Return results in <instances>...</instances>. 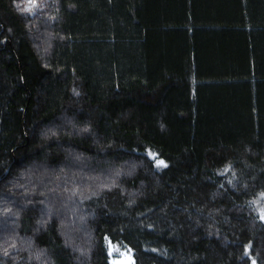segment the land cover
<instances>
[{
	"label": "trees",
	"instance_id": "trees-1",
	"mask_svg": "<svg viewBox=\"0 0 264 264\" xmlns=\"http://www.w3.org/2000/svg\"><path fill=\"white\" fill-rule=\"evenodd\" d=\"M16 3L0 0V264H111L106 240L135 264H264V0Z\"/></svg>",
	"mask_w": 264,
	"mask_h": 264
},
{
	"label": "rangeland",
	"instance_id": "rangeland-1",
	"mask_svg": "<svg viewBox=\"0 0 264 264\" xmlns=\"http://www.w3.org/2000/svg\"><path fill=\"white\" fill-rule=\"evenodd\" d=\"M77 159L74 160V162L76 161ZM76 163V162H75ZM102 177L106 178V182L105 183H102L99 186V190L100 188L103 189L104 186L108 185V187L111 186L112 183V176L111 175L113 173V169L112 168H107L106 169L104 168V170L102 171ZM22 206V205H21ZM43 210L40 212L41 216L43 217L40 221H38V223H36V227L37 229H41L43 228V225L44 223L48 220V213L49 211L47 210V206L46 205H43ZM60 212V211H59ZM54 214H57V213H54ZM60 214H62V212H60ZM58 215V214H57ZM66 215L69 216L70 215V211H67L66 212ZM80 216H78V214L76 213V218L75 220L73 219H70V216L68 218V224L72 227V228H76L77 226H83L84 222L83 221H79ZM9 220V218L5 221V222H0V228H4V231L7 229L6 227V224H7V221ZM70 220V221H69ZM68 224H66L68 226ZM68 233V232H67ZM78 234V233H77ZM82 236L83 237H86V238H89L90 237V233H85L83 234L82 233ZM106 245H107V248H108V253L111 251V256H110V262L112 260H116V261H121L122 264H131V261L129 260L128 257H126L124 255V253L127 251V249L129 248L128 246L126 245H117V244H113L110 240H106ZM31 250H32V247H30ZM45 252V251H44ZM42 252L41 253V256L40 254L36 253L33 254V257L37 256L40 260L47 257V253L45 252ZM32 254V253H31ZM131 260H134L133 259V256L131 257ZM42 262H45V261H42ZM44 264V263H43Z\"/></svg>",
	"mask_w": 264,
	"mask_h": 264
},
{
	"label": "snow or ice",
	"instance_id": "snow-or-ice-1",
	"mask_svg": "<svg viewBox=\"0 0 264 264\" xmlns=\"http://www.w3.org/2000/svg\"><path fill=\"white\" fill-rule=\"evenodd\" d=\"M16 7L20 13H25V12L33 13L34 9L36 7H39V0H27V6L26 7H21L19 3H16ZM8 31H11V29H8ZM73 91L75 92V89ZM75 94L79 95L78 92H76ZM85 131H87V129H85ZM159 166H163V167L167 168L169 165H167V163L164 161H160L159 164L157 165V167H159ZM229 170H231V169L229 168ZM119 175H121V172L116 171V176H119ZM261 195L264 196V193H262ZM260 220L264 221V209L260 210ZM247 249L249 252L251 251V245L250 244L247 246ZM153 251H156V249H153ZM7 254L8 253L5 251V255H7ZM124 255L129 258V260L131 261V264H135L134 260H131V257L134 256V252L130 247L127 249V251L124 253ZM109 256H111V251L109 252ZM111 264H122V262L112 260ZM252 264H257V261L254 258L252 259Z\"/></svg>",
	"mask_w": 264,
	"mask_h": 264
},
{
	"label": "crops",
	"instance_id": "crops-1",
	"mask_svg": "<svg viewBox=\"0 0 264 264\" xmlns=\"http://www.w3.org/2000/svg\"><path fill=\"white\" fill-rule=\"evenodd\" d=\"M260 29L262 30L261 27H260ZM262 31H263V30H262ZM251 71H252V73L255 72V70H254V65H252ZM253 74H254V73H253Z\"/></svg>",
	"mask_w": 264,
	"mask_h": 264
},
{
	"label": "water",
	"instance_id": "water-1",
	"mask_svg": "<svg viewBox=\"0 0 264 264\" xmlns=\"http://www.w3.org/2000/svg\"><path fill=\"white\" fill-rule=\"evenodd\" d=\"M248 253H249V251H248V249H247L246 254H248Z\"/></svg>",
	"mask_w": 264,
	"mask_h": 264
}]
</instances>
